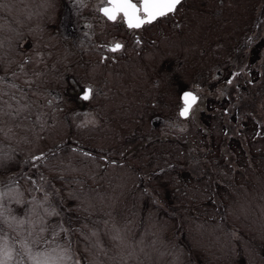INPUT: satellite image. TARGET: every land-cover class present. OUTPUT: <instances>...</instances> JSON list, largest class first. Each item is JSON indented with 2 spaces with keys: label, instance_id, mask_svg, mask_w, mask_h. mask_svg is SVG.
Masks as SVG:
<instances>
[{
  "label": "rangeland",
  "instance_id": "obj_1",
  "mask_svg": "<svg viewBox=\"0 0 264 264\" xmlns=\"http://www.w3.org/2000/svg\"><path fill=\"white\" fill-rule=\"evenodd\" d=\"M65 2L86 22L89 0ZM54 4L0 0L8 264H32L23 242L56 264H264V0H187L166 20L176 44L104 64L62 45L77 55L62 80L36 48ZM186 89L199 100L182 118Z\"/></svg>",
  "mask_w": 264,
  "mask_h": 264
},
{
  "label": "flooded vegetation",
  "instance_id": "obj_2",
  "mask_svg": "<svg viewBox=\"0 0 264 264\" xmlns=\"http://www.w3.org/2000/svg\"><path fill=\"white\" fill-rule=\"evenodd\" d=\"M54 2H55L54 8L57 11L55 18L56 22L53 21L51 23V27L49 24L47 31L42 34L41 42L38 43V45H36V48H39L40 50L41 48L46 50L45 51V56L47 58L46 60L48 64H50L49 72L51 75H55V76L58 75V77L61 80L63 78L66 79L67 76L65 75L70 73L65 70L64 67L65 61L66 63L73 64L70 61L72 60L73 57L77 56L74 52L69 53L65 51L63 48L65 44L67 46H69L68 45L69 43H71V45H75V47L77 48L78 51L81 52V54L85 52L83 53L82 57L85 55L89 56L90 53L88 51H91L93 56L100 55L102 57L100 62L103 64L108 59H111L113 61V59H115V54L117 53L128 54L132 52H138L139 54L141 51H146V49L148 50V48H150L153 45V43L154 44L160 43L161 40H162L161 42H167L168 46L172 47V45L176 44L178 37L175 38V36L171 35V33L167 34L166 28L168 27V25L166 24L167 23L166 20L175 14L179 16L180 14L179 11H181L183 5L187 4V0H182L181 4L177 6V10L169 14L168 16L158 18L153 23L146 24L139 29H130L128 28L127 24L124 22L123 18H118L116 21H110L103 15L100 9L106 6L104 0H89L88 3L90 9L89 16H87V18L85 19L86 22H82V23H76L74 21V18H72L71 16V9L73 10V8L70 7V5L72 4V2L71 3L65 2V4H63L64 7L63 13L61 12L62 10L59 5V0H54ZM74 8L76 9L77 7ZM59 16L60 19H58ZM63 17L65 18V20ZM71 19H73L74 22ZM164 34H166L164 38L162 39L161 37L159 39V36ZM53 43H55V46L52 45ZM116 43H120L123 47L115 52L110 51L109 49L112 46H114V44ZM86 47H91V48L87 49ZM49 58L57 60L56 62H54L56 64L51 63V61H49L50 60ZM85 66L86 67L77 68L76 72L82 71L84 69L91 71V69L93 68L92 64ZM110 78L111 77L108 76L107 79ZM66 85L67 86L65 89L66 92H68L69 90H71V88L69 87L68 83ZM88 87L92 88V85L86 83L85 86L81 87V89L75 94L76 96L75 99H78L84 103L91 100L93 94L91 95L90 99L87 101L81 99L84 89ZM136 90L138 91L141 89L136 88ZM185 92H193V91L186 89L185 91L180 93L179 102L181 103V107L183 105L182 96ZM52 94H55V99L58 101H61L65 97L60 90L51 87L49 91H47V97L51 99ZM197 96L198 99L193 105V107L198 103L199 95L197 94ZM67 98L69 99V101L74 102L73 96L69 95L68 93H67ZM46 103L50 105L51 100H46ZM180 110L181 108L179 109V111ZM46 182L49 184L48 181Z\"/></svg>",
  "mask_w": 264,
  "mask_h": 264
},
{
  "label": "snow or ice",
  "instance_id": "obj_3",
  "mask_svg": "<svg viewBox=\"0 0 264 264\" xmlns=\"http://www.w3.org/2000/svg\"><path fill=\"white\" fill-rule=\"evenodd\" d=\"M181 2L182 0H104L106 6L102 7L100 11L110 21L123 18L128 28L139 29L146 24L153 23L158 18L166 17L175 12ZM122 47L120 43H116L109 50L115 52ZM92 91L91 87L84 89L81 99L89 100ZM197 99L198 96L193 92H185L182 96L183 105L179 115L188 117ZM22 246L26 249L32 264H56L57 258L51 255L45 253L33 254L27 242H23ZM13 251L14 249L6 243L0 245V264H8L13 259ZM59 259H63V257Z\"/></svg>",
  "mask_w": 264,
  "mask_h": 264
},
{
  "label": "water",
  "instance_id": "obj_4",
  "mask_svg": "<svg viewBox=\"0 0 264 264\" xmlns=\"http://www.w3.org/2000/svg\"><path fill=\"white\" fill-rule=\"evenodd\" d=\"M183 118H186V117H183Z\"/></svg>",
  "mask_w": 264,
  "mask_h": 264
}]
</instances>
